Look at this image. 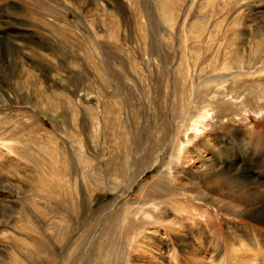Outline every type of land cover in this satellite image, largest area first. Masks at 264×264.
<instances>
[{"label": "rangeland", "instance_id": "374dc122", "mask_svg": "<svg viewBox=\"0 0 264 264\" xmlns=\"http://www.w3.org/2000/svg\"><path fill=\"white\" fill-rule=\"evenodd\" d=\"M0 138V264H98L110 225L115 264H173L169 215L209 251L264 232L191 191L209 166L264 185V0H0Z\"/></svg>", "mask_w": 264, "mask_h": 264}, {"label": "bare ground", "instance_id": "6f19581e", "mask_svg": "<svg viewBox=\"0 0 264 264\" xmlns=\"http://www.w3.org/2000/svg\"><path fill=\"white\" fill-rule=\"evenodd\" d=\"M162 8L164 10V17L163 18H166L167 20L171 21L172 15L167 13V10L164 6ZM175 103H176V101H175ZM209 114H210V112L207 114V116ZM205 119H203V121ZM194 128H197V130H199L198 127H196V126ZM7 135L13 136V135H18V134L7 133ZM27 136H29V135H27ZM30 137H31V135H30ZM0 141H4V140L0 138ZM30 141H31V139H30ZM27 142H28V139H27ZM29 149L30 148L28 147V148L24 149V151H22L21 158L27 160L28 162H34V158H33L34 155L30 151L31 149L30 150ZM34 164H35V162H34ZM204 164H205V162H204ZM212 164H213V162H212ZM40 166H42V165H40ZM40 166H38V167H40ZM46 166H48V165H45V169H46ZM42 167H44V166H42ZM47 168L49 169L48 175L46 176L44 171H42L43 174L40 175L39 181L44 184L45 190H47L46 191L47 193L53 194L56 191V186L59 183H62V181H58L59 179H56L58 177L56 169H54L52 166H48ZM203 170L205 171L204 178L200 179L201 178L200 177L199 178L200 180H198L199 182L192 184L191 191L194 194V196H193L194 199H197L199 201H209L210 203L215 205L217 208H225L227 211L231 212L232 214L242 215L243 217H246L251 222H253L252 224H260L261 226L264 227V185L263 184H261V183L258 184V181L256 182L253 179L249 178L248 176L246 177L244 175L245 173L243 172V170L240 167H238L237 165H235V166L231 165L228 168H221L220 167L218 170H215L211 166H209ZM59 173H60L59 175L61 177L62 176V167H61V170ZM39 174H41L40 170H39ZM163 186H165V185H163ZM163 186H159L156 189V192L154 191L153 195H151V198L154 197L152 199V201H157L158 206H161L162 204H166L168 206V202H166V201H169V200L173 199V197L176 196V192L173 193V191L176 190L175 187H173V186L163 187ZM151 198L149 197L150 201H151ZM150 201H149V203H150ZM108 208L109 207H107V209ZM107 209H104V210H107ZM135 216H136V218L134 217L133 220L136 222L138 219H137V215H135ZM114 219L115 218H111L109 220V222H111V221L114 222L115 221ZM125 219H128V215L125 216ZM128 222H130V221H128ZM131 222H132V218H131ZM162 223L166 227H168V229L171 232H173L175 234V236L177 237L178 245H179L178 247H182L183 250L188 248V250H189V251H186V250L184 251L185 256H183V257H185V260L182 258V256H180V251H178L177 249L174 250V252H172V257H171L173 259V264H214V263H216V260L219 256H221V257L225 256L224 258H226V260H227V262H229V264H264V232L262 230L259 231L256 228L252 227L254 229L251 231V233L246 234L245 231H243L241 229H234V230L232 229L231 232L229 231L230 233L228 234L226 241L222 242L223 244H220V242H218V241L214 242L215 250L209 251L207 248L208 245H206L205 242H203L202 240H200L199 246L198 245L196 246L195 244L194 245L191 244V246L186 245V243H188L187 242L188 239H187V237L186 238L183 237L184 235L182 236V234L184 232V224H183L181 218H178V217L172 218V215L171 216L169 215V217L165 216L164 219L162 220ZM144 224H145V222H144ZM134 227H136L135 230L138 231L142 235L144 234V232L146 233V231H147V229H146L147 227L144 228V230H145L144 232L143 231L141 232V230H140L141 228H137V225H134ZM113 230L114 229L111 225L106 229L107 235H109V237H111V242H110L109 246L99 250L100 257L98 259V264H115V262H116V260L114 259V254L116 255L117 253H114V250H115L114 248H116L118 245H116L114 242V238H113V236H114L113 232L114 231ZM246 230H248V229H246ZM133 235L135 237L137 236L134 233H133ZM140 237H141V235H140ZM139 240L136 241L137 244L140 242ZM209 240H210V238H209ZM213 240H215V239L213 238ZM12 243L15 246H21V247L26 248V249H28L30 246L28 244V242H26L24 240H19L16 238L12 239ZM145 243H147V242H145ZM210 246L213 247V245H210ZM158 247H159V245H158ZM216 247L219 249H216ZM204 248H206L205 251H204ZM158 251H159V249H158ZM203 251L207 252V256H205L206 253H205V255H202ZM251 252H257V254L258 253L260 254V256H261V262L260 263L256 260L253 261V259L250 257ZM105 256L108 259H110V262H108V263L104 262ZM162 258L164 259V257H162ZM223 263L225 264V261ZM9 264H23V263L16 257L15 254H13L11 257V262ZM116 264H119V263H116ZM155 264H160V263H155Z\"/></svg>", "mask_w": 264, "mask_h": 264}]
</instances>
